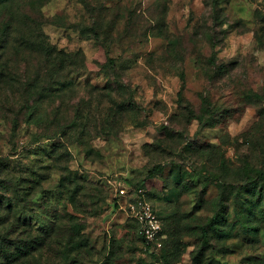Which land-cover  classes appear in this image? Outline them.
Returning a JSON list of instances; mask_svg holds the SVG:
<instances>
[{
  "label": "rangeland",
  "instance_id": "374dc122",
  "mask_svg": "<svg viewBox=\"0 0 264 264\" xmlns=\"http://www.w3.org/2000/svg\"><path fill=\"white\" fill-rule=\"evenodd\" d=\"M6 198L0 264H264V0H0Z\"/></svg>",
  "mask_w": 264,
  "mask_h": 264
},
{
  "label": "trees",
  "instance_id": "16d2710c",
  "mask_svg": "<svg viewBox=\"0 0 264 264\" xmlns=\"http://www.w3.org/2000/svg\"><path fill=\"white\" fill-rule=\"evenodd\" d=\"M59 57V55H58ZM60 60V59H59ZM18 117L14 116L12 119V123L16 124L18 123ZM14 210V205L12 201L9 198H6L5 200L0 199V257L7 259H19L21 257H24V255L27 253L24 251L23 247L26 246L29 248V244L19 242L17 240L12 239V234L16 231L18 234L22 233L21 231L17 230L15 227L17 225H21V227H28V231H30V225L32 224L31 220L26 216L23 209L17 211V216L13 218L12 216ZM6 223H9L10 230L4 231L3 228L5 227ZM14 229H12V227ZM203 236H206V233L203 234ZM16 253V254H14ZM14 255V256H13Z\"/></svg>",
  "mask_w": 264,
  "mask_h": 264
},
{
  "label": "built area",
  "instance_id": "2783aa9c",
  "mask_svg": "<svg viewBox=\"0 0 264 264\" xmlns=\"http://www.w3.org/2000/svg\"><path fill=\"white\" fill-rule=\"evenodd\" d=\"M137 219L142 224V234L147 241H152L158 233L159 226L157 220L150 211V208L146 204H142L140 210L137 213Z\"/></svg>",
  "mask_w": 264,
  "mask_h": 264
}]
</instances>
